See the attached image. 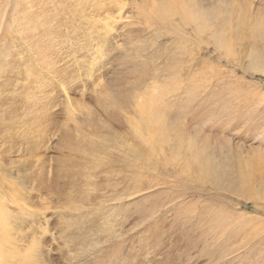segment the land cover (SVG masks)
I'll return each instance as SVG.
<instances>
[{
  "label": "rangeland",
  "instance_id": "rangeland-1",
  "mask_svg": "<svg viewBox=\"0 0 264 264\" xmlns=\"http://www.w3.org/2000/svg\"><path fill=\"white\" fill-rule=\"evenodd\" d=\"M32 15L36 40L60 39L56 70L26 39ZM123 71L166 126L135 145L111 123L95 150L88 121L135 113ZM0 206V264H264V0H0Z\"/></svg>",
  "mask_w": 264,
  "mask_h": 264
},
{
  "label": "bare ground",
  "instance_id": "bare-ground-1",
  "mask_svg": "<svg viewBox=\"0 0 264 264\" xmlns=\"http://www.w3.org/2000/svg\"><path fill=\"white\" fill-rule=\"evenodd\" d=\"M151 1V0H150ZM156 1V0H155ZM153 2V1H152ZM169 3H168V9H167V13H169L170 15H172L173 16V14L174 13H177V12H173V10H174V4H173V2H171V1H168ZM150 3V2H149ZM165 3V2H164ZM166 4V3H165ZM151 5V4H150ZM141 6V8H142V4L140 5ZM162 6V5H161ZM199 7V6H198ZM158 8V7H157ZM196 8H197V6H195V9H194V12H192L191 13V11L189 10V12L186 10V8L185 7H183L182 8V10L185 12V14H186V20H188V18H197L198 17V14H196ZM216 8V7H215ZM145 9V11H146V7L144 8ZM155 9H156V7H155ZM164 9V8H163ZM198 9V8H197ZM200 9H204L203 7H202V5H201V7H200ZM211 9V8H210ZM217 9H218V7H217ZM52 10V9H51ZM199 10V9H198ZM197 10V11H198ZM157 11H158V9H157ZM162 11V10H161ZM208 11V10H207ZM210 11H213V10H210ZM215 11V10H214ZM217 11V10H216ZM201 12V11H200ZM33 13V12H32ZM146 13V12H145ZM145 13H144V15H145ZM149 13V12H148ZM203 13V12H202ZM208 14V13H207ZM206 14V15H207ZM210 14V16H211V13H209ZM201 15H203V14H200L199 16H201ZM213 15H215V14H213ZM27 18V20L25 21L26 22V24L24 25L25 27V30H26V39H29V40H34V43H33V45L31 46V48H32V51L34 52V55H36V57H39V59L41 60V62H42V64L45 66V68L46 69H48V70H51V68H53V66L55 67V65H53V63L51 64V62L50 61H52L51 60V58H50V53L51 52H55V51H57L58 52V48L60 47V39H56V40H54V36H53V34H54V32H51V33H46L47 35H45L44 36V38L42 39V40H36L37 39V37H39L40 36V34H41V32H42V30L43 29H41V28H38V26H43V23H41L40 21V19L39 18H37V15H32L31 17H29V16H26ZM205 17V16H204ZM222 17V16H221ZM147 18V17H146ZM207 19H209V18H207ZM217 19V18H216ZM25 20V19H24ZM194 20V19H193ZM192 20V21H193ZM203 21V20H202ZM201 21V22H202ZM227 21V20H226ZM225 21V22H226ZM188 22H189V20H188ZM196 22V21H195ZM38 23H40V25H38ZM186 23H187V21H186ZM146 24V23H145ZM190 24H192V23H190ZM194 24V23H193ZM205 24V23H204ZM216 24V23H215ZM45 25V24H44ZM195 25V24H194ZM201 25H203V24H201ZM152 26V25H151ZM187 26V25H186ZM204 26V25H203ZM145 27V26H144ZM181 27V26H180ZM209 29V28H208ZM143 30V29H142ZM150 30V29H149ZM201 30V29H200ZM151 31V30H150ZM202 31V30H201ZM45 32V31H44ZM204 32V31H203ZM37 34L39 35V36H37ZM44 35V34H43ZM216 36H217V33L215 34ZM37 36V37H36ZM42 36V35H41ZM40 36V37H41ZM126 38V37H125ZM216 39H218V38H216ZM215 39V40H216ZM133 40V37L131 36V41ZM53 41H54V43H53ZM134 41V40H133ZM222 42V41H221ZM53 43V44H52ZM134 44H135V42H133ZM223 44H224V42H223ZM51 45V48H54V50H51V49H49V46ZM88 45H90V44H88ZM92 45V44H91ZM139 45V44H138ZM45 46H48L46 49H45ZM136 46V45H135ZM134 46V47H135ZM219 46H220V44H219ZM125 47V46H124ZM224 47H225V45H224ZM149 50V49H148ZM94 51V50H93ZM128 51V50H127ZM90 52V51H89ZM63 53V52H62ZM57 55V54H56ZM132 55V54H131ZM133 57V56H132ZM137 58V57H136ZM138 60V59H137ZM53 61H54V59H53ZM52 61V62H53ZM34 62V61H33ZM120 63V62H119ZM118 63V64H119ZM252 63V62H251ZM54 64H56L55 62H54ZM121 64V63H120ZM119 64V65H120ZM42 65V66H43ZM59 65V64H58ZM118 65V67H120ZM60 66V65H59ZM122 66V65H121ZM131 66H134V64L132 65L131 64ZM45 68H44V70H45ZM58 68V67H57ZM54 69V68H53ZM131 67L129 68L128 67V71L130 72L131 70ZM145 69V68H144ZM54 70H56V69H54ZM54 70H53V72H54ZM123 70H124V68H123ZM116 72H119V71H117V70H115ZM127 71V72H128ZM122 72V71H121ZM124 72V71H123ZM43 73V72H42ZM46 73V72H45ZM69 73V72H68ZM56 74V73H55ZM132 74V73H131ZM54 75V74H53ZM58 75V74H57ZM129 75V74H128ZM142 75H143V73H142ZM68 76V75H67ZM114 76V75H113ZM116 76H117V74H116ZM56 77V76H55ZM127 74L124 72V74L123 75H120L119 74V78H116V80H115V87H117V88H119V90H121L122 91V88H121V86H125L126 84H128L129 83V80L127 79ZM60 78H61V76H60ZM113 78V77H112ZM115 78V77H114ZM114 81V80H113ZM137 84V83H136ZM108 85H110V83L108 84ZM34 86V85H33ZM37 86V85H36ZM99 87L101 86V85H98ZM103 86V85H102ZM101 86V87H102ZM105 86V85H104ZM135 86H138V84L137 85H135ZM134 86V87H135ZM152 86V85H151ZM40 87V86H39ZM126 87H128V86H126ZM130 87L132 88V86L130 85ZM117 88H115V91L117 90ZM124 88V87H123ZM136 88V87H135ZM139 88V87H138ZM40 89V88H39ZM100 89H103V88H100ZM99 89V90H100ZM124 89H126V88H124ZM133 89V88H132ZM131 89V90H132ZM98 90V89H97ZM128 90V89H127ZM138 90V89H137ZM163 90V89H162ZM27 91V90H26ZM30 91V90H29ZM106 91V90H105ZM124 91V90H123ZM122 91V92H123ZM134 91V90H133ZM140 91V90H139ZM139 91H136L137 92V94H134V93H125V91L122 93V94H120V93H115V95L117 96V99L119 100V101H122L121 102V104H123L125 107L128 105V104H130L132 107L131 108H134V115H133V117H123V115L124 114H126V113H128V112H117L118 111V109H116V111H112V112H109L108 110H106V113H105V115L107 116V118L106 119H104L103 117L101 118L100 116H95L94 118H92L90 121H88V125L93 129V130H95L96 131V133H95V138H93L92 140L95 142V144H94V142L92 143V141H89V144L93 147V148H95V150L96 149H100V148H103V147H106L105 145H106V143H108L107 141H108V133L112 130V132H113V126H112V124L114 123V122H117L118 124H120V126L121 125H124L125 123L124 122H126L128 125H129V128L130 129H132L133 130V132H132V136H133V138H134V140H135V145L136 144H140L141 142L140 141H144V143H148V144H150L151 143V139H149V138H154V137H157V136H159L160 134H162V131H163V127H164V123H166V121H165V119L163 118L164 116H165V114L163 115V109H160L159 110V108L158 109H156V107H158L159 105H157V103H156V107H155V105H154V99L155 98H153V100L152 99H148L147 98V96H143V94H142V92H141V94L142 95H140V92ZM41 92V91H40ZM117 92V91H116ZM148 92V91H147ZM43 93V92H42ZM47 93V92H46ZM45 93V94H46ZM103 94V93H102ZM48 95V94H47ZM149 96H151V94H149ZM148 96V97H149ZM45 97V96H44ZM27 98V97H26ZM32 98V97H31ZM40 98V97H39ZM25 99V98H24ZM42 100V99H41ZM40 100V101H41ZM45 101V100H44ZM125 101H127V102H129V103H126ZM156 101V100H155ZM29 101H27L26 103H28ZM31 102V101H30ZM33 102V101H32ZM39 102V101H38ZM125 102V103H124ZM34 103V102H33ZM28 106V105H27ZM32 106V105H31ZM30 107V106H29ZM29 107H28V110H29ZM130 107V106H129ZM128 107V108H129ZM24 108V107H23ZM31 108V107H30ZM127 108V107H126ZM33 109V108H32ZM126 110V109H125ZM132 110V109H131ZM167 110H168V107H167ZM18 112V111H17ZM17 112H15V113H17ZM21 112V111H20ZM79 112V111H78ZM19 113V112H18ZM17 113V114H18ZM32 113V112H31ZM30 113V114H31ZM34 113V112H33ZM20 114V113H19ZM26 114V113H25ZM167 114V113H166ZM16 115V114H15ZM14 115V116H15ZM23 116H24V114H22ZM34 115H35V113H34ZM7 116V115H6ZM21 116V115H20ZM29 116V115H28ZM30 116H32V115H30ZM37 116V115H36ZM126 116V115H125ZM12 117V116H11ZM33 117V116H32ZM16 118V117H15ZM36 118V117H35ZM35 118H34V121H35V123H36V120H35ZM182 118V117H181ZM12 119V118H11ZM17 119V118H16ZM37 119V118H36ZM169 119V118H168ZM15 120V119H14ZM31 120V119H30ZM32 121V120H31ZM30 121V122H31ZM41 121V120H40ZM40 121H38V122H40ZM77 121H78V119H77ZM171 121V120H170ZM29 122V121H28ZM32 123V122H31ZM30 123V124H31ZM78 123V122H77ZM112 123V124H111ZM170 123V122H169ZM26 124V123H25ZM39 124V123H38ZM126 124V125H127ZM177 124V123H176ZM183 124V123H182ZM175 125V124H174ZM184 125V124H183ZM125 126V125H124ZM142 126H144V128H142ZM166 126V125H165ZM171 126V125H170ZM176 126V125H175ZM24 128V127H23ZM146 128V137H145V134H144V132H143V130ZM24 130V129H23ZM172 130H174V129H172ZM177 131V130H176ZM174 133H175V130L173 131ZM185 132V131H184ZM166 134V133H165ZM179 134H182V133H180L179 132ZM173 135V134H172ZM176 135V134H175ZM178 135V134H177ZM170 136V135H169ZM168 136V137H169ZM180 136H182V135H180ZM123 138H125V137H123ZM110 139V138H109ZM168 139V138H167ZM167 139L165 138V140L167 141ZM91 140V139H90ZM132 140V139H131ZM169 140V139H168ZM171 140H173V139H171ZM179 140V139H178ZM14 141V140H13ZM121 141H123V139L121 140ZM155 141V140H154ZM170 141V140H169ZM180 141V140H179ZM113 142V141H112ZM163 142V141H162ZM161 142V143H162ZM182 142V141H181ZM184 142V141H183ZM111 143V142H110ZM156 143V142H155ZM177 143H179V142H177ZM114 144V143H113ZM117 144V143H116ZM123 144V146H124V149H123V147L121 146V148L123 149V150H121V152L123 153V156H122V160H121V164L123 165V160L125 159L126 161H128L127 163L129 164V169L127 168H124L125 170H127V171H129L130 169L131 170H135L137 173H138V171L136 170V168H135V165L137 166L138 164H134L133 162H132V160H130L129 158H128V156L130 155H132L133 156V158L135 157V159H137V160H139L141 157H142V155H143V153H141V149L142 148H135V145H131V144H129V140H125L124 139V142L122 143ZM121 144V145H122ZM143 143H141V145H142ZM153 144V143H152ZM158 144V143H157ZM183 144V143H182ZM111 145V144H110ZM115 146V145H114ZM153 146V145H152ZM155 146V145H154ZM170 146H171V144H170ZM179 146V145H178ZM185 146V145H184ZM109 147V146H108ZM156 147H157V145H156ZM119 148V147H118ZM159 148V147H158ZM180 148H182V145H181V147ZM32 149V148H31ZM119 150H120V148H119ZM159 150V149H158ZM157 150V151H158ZM145 150H143L142 152H144ZM164 151V150H163ZM177 151V150H176ZM97 152V151H96ZM104 152V151H103ZM120 152V151H119ZM148 152V151H147ZM161 152V151H160ZM159 152V153H160ZM174 152H175V150H174ZM100 153V152H99ZM102 153V152H101ZM106 153V152H105ZM158 154V153H157ZM231 154V153H230ZM147 155V154H146ZM159 155V154H158ZM171 155V154H170ZM173 155V154H172ZM175 155V154H174ZM178 156V155H177ZM144 157H145V153H144ZM144 157H142V158H144ZM151 159H154L153 157L151 158ZM150 160V159H149ZM120 161V160H119ZM64 162H66V161H64ZM137 162V161H136ZM120 163V162H119ZM30 164V163H29ZM141 164V163H140ZM143 164V163H142ZM125 165V164H124ZM87 166V165H86ZM126 166H127V164H126ZM89 167V166H88ZM94 167V166H93ZM140 167H142V166H140ZM81 169H83V168H81ZM137 169H138V167H137ZM142 169V168H141ZM100 171V170H99ZM105 171V170H104ZM109 171H110V169H109ZM131 172V171H130ZM136 172H134L135 174H137ZM85 173V172H84ZM106 173V172H105ZM110 173V172H109ZM140 173V172H139ZM121 174V173H120ZM134 174V175H135ZM142 174V173H141ZM122 175V174H121ZM137 175H139V174H137ZM125 176V175H124ZM136 176V175H135ZM94 177V176H93ZM95 178H96V176H95ZM139 178V177H138ZM93 179V178H92ZM98 179V178H97ZM132 179V178H131ZM134 179V178H133ZM136 179V178H135ZM137 180V179H136ZM136 180H134V181H136ZM139 180V179H138ZM140 181V180H139ZM138 181V182H139ZM94 182V181H93ZM92 187V186H91ZM137 189V188H136ZM73 191V190H72ZM97 192V191H96ZM51 194V193H50ZM57 194H58V192H57ZM60 195H62V194H60ZM83 197V196H82ZM105 197V196H104ZM103 197V198H104ZM60 199V198H59ZM70 201V200H69ZM72 201V200H71ZM70 201V202H71ZM60 202V201H59ZM58 203V202H57ZM67 204V203H66ZM14 205V204H13ZM77 205V204H76ZM2 206V205H1ZM0 206V214H1V222H5L8 218H6V216L7 217H9L8 215H4L5 213L4 212H6L5 211V208H2ZM19 206V205H18ZM79 206H80V203H79ZM82 206V205H81ZM45 208V207H44ZM85 208V207H84ZM4 209V210H3ZM66 209V208H65ZM81 209H82V207H81ZM68 210V209H67ZM69 210H70V212H71V210L72 209H70L69 208ZM40 212V211H39ZM41 213V212H40ZM87 213V212H86ZM15 214V213H14ZM69 214V213H68ZM67 214V215H68ZM70 216H71V214H70ZM29 217V216H28ZM75 217V216H74ZM77 217V216H76ZM101 218V217H100ZM21 219V218H20ZM61 219V218H60ZM66 219V218H65ZM72 219V218H71ZM78 219H79V217H78ZM102 219V218H101ZM75 220V219H74ZM67 222H68V220H66ZM69 221H70V219H69ZM78 221V220H77ZM77 221H75L76 223L75 224H78L77 223ZM80 221H82V220H80ZM79 221V222H80ZM66 222V223H67ZM82 222H84V220L82 221ZM82 222H80V224L82 223ZM74 223V222H73ZM73 223H71V224H73ZM13 225V224H12ZM108 225V224H107ZM73 226H74V224H73ZM72 227V226H71ZM133 228V227H132ZM134 229V228H133ZM62 230V229H61ZM40 231V230H39ZM65 232V231H64ZM66 233V232H65ZM5 235V234H4ZM11 235V234H10ZM59 236V235H58ZM62 235H60V237H61ZM61 239V238H60ZM2 242V240L0 241V243ZM36 243V242H35ZM108 243V242H107ZM32 244V243H31ZM10 245V244H9ZM30 245V244H29ZM3 246V245H2ZM95 246H96V244H95ZM118 250H122L123 248H124V245L121 243V242H119L116 246H115ZM115 247H113V248H115ZM107 248V247H106ZM136 248V247H135ZM97 249V248H96ZM137 249V248H136ZM3 250V249H2ZM2 250H0V251H2ZM8 250V249H7ZM6 250V251H7ZM100 250V249H99ZM107 250V249H106ZM109 251V250H108ZM112 251H114V250H112ZM104 252H107V251H104ZM16 253V252H15ZM24 253V252H23ZM27 253V252H26ZM95 253H98V252H95ZM94 253V254H95ZM101 253H103V252H101ZM3 254H4V251H3ZM7 254V253H6ZM118 254V253H117ZM128 254V253H127ZM18 255V254H17ZM20 255V254H19ZM113 255V254H112ZM27 256H30V255H27ZM35 256V255H34ZM107 257H108V255H107ZM5 258V257H4ZM3 258V259H4ZM20 258V257H19ZM33 259V258H32ZM31 259V260H32ZM106 259V258H105ZM127 259V258H126ZM95 260V259H94ZM4 261H6V260H4ZM16 261V260H15ZM28 261V260H27ZM104 261V260H103ZM113 261V260H112ZM2 262V261H1ZM25 262V261H24ZM30 262V261H29ZM97 262V261H96ZM98 262H101V261H99L98 260ZM107 262V261H106ZM5 263V262H4ZM102 263V262H101ZM100 263V264H101ZM104 263V262H103ZM6 264V263H5ZM28 264V263H27ZM97 264V263H96ZM136 264H137V262H136Z\"/></svg>",
  "mask_w": 264,
  "mask_h": 264
}]
</instances>
